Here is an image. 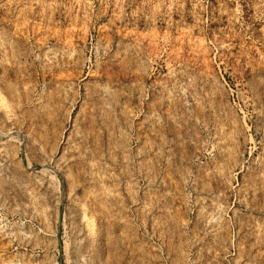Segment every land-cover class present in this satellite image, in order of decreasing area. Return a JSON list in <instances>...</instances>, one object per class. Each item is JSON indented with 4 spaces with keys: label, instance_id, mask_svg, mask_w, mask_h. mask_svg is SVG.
<instances>
[{
    "label": "rangeland",
    "instance_id": "1",
    "mask_svg": "<svg viewBox=\"0 0 264 264\" xmlns=\"http://www.w3.org/2000/svg\"><path fill=\"white\" fill-rule=\"evenodd\" d=\"M0 264H264V0H0Z\"/></svg>",
    "mask_w": 264,
    "mask_h": 264
}]
</instances>
